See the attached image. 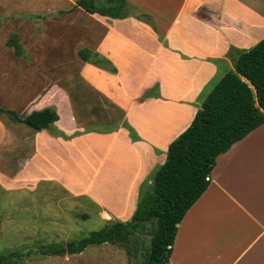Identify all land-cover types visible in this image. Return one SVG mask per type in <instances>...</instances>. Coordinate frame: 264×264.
Wrapping results in <instances>:
<instances>
[{
	"label": "crops",
	"instance_id": "obj_1",
	"mask_svg": "<svg viewBox=\"0 0 264 264\" xmlns=\"http://www.w3.org/2000/svg\"><path fill=\"white\" fill-rule=\"evenodd\" d=\"M2 1H36L44 11L28 43L70 91L31 108L54 107L55 132L0 113V186L10 188L15 175L57 182L88 196L103 223L130 218L168 144L232 69L229 49L264 37V13L245 0H126L151 23L89 13L75 0ZM79 48L102 55L114 71L82 61ZM168 264H264V122L216 156L208 186L177 224Z\"/></svg>",
	"mask_w": 264,
	"mask_h": 264
},
{
	"label": "trees",
	"instance_id": "obj_2",
	"mask_svg": "<svg viewBox=\"0 0 264 264\" xmlns=\"http://www.w3.org/2000/svg\"><path fill=\"white\" fill-rule=\"evenodd\" d=\"M74 4L89 13L111 18L134 16L151 23L149 15L126 0H75ZM5 45L12 48L15 56L27 57L17 33H9ZM228 55L232 69L214 83L190 124L168 144L165 160L150 175L151 182L146 189L140 187L129 219L107 220L101 228L66 241L36 240L30 250L21 247L5 250L0 252V264H22L30 253L40 256L77 254L88 245L101 243L122 245L133 259L138 248L130 245V240L140 231L149 236L148 246H143L141 251V264H168L177 224L208 186L216 156L264 122V37L247 49L231 47ZM77 56L114 71L107 66V59L97 52L79 48ZM0 113L36 131H55L54 122L58 119L52 106L24 115L0 106ZM123 126L132 140L138 138L132 127L125 122Z\"/></svg>",
	"mask_w": 264,
	"mask_h": 264
},
{
	"label": "rangeland",
	"instance_id": "obj_3",
	"mask_svg": "<svg viewBox=\"0 0 264 264\" xmlns=\"http://www.w3.org/2000/svg\"><path fill=\"white\" fill-rule=\"evenodd\" d=\"M245 2L264 13V0ZM43 13L36 1H13L11 7L9 2H0V21H3L0 28V106L13 108L19 115L26 114L42 99H59L60 88L70 91V83L55 75L57 68L39 62L37 51L28 43L29 34L35 38L42 29ZM11 32L23 36L27 57H16L12 48L5 45ZM48 32L60 33L56 29ZM51 53L49 50L48 54ZM94 114L100 116V110ZM117 124L120 121L113 126ZM2 165L0 163V172L3 173ZM16 165L12 163V173L18 171ZM11 182L10 188L0 186V252L16 247L30 250L31 243L40 239L61 242L78 238L104 225L100 215L106 216L86 195H74L54 181L26 183L15 175ZM148 243L149 236L145 232L140 231L131 238L130 245L138 248L133 259L122 245L101 243L88 245L77 254L40 256L30 253L22 264H141V251Z\"/></svg>",
	"mask_w": 264,
	"mask_h": 264
}]
</instances>
